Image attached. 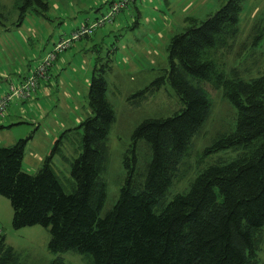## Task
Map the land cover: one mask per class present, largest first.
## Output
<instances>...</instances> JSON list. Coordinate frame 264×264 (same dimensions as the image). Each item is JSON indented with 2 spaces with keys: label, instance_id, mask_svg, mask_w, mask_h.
Here are the masks:
<instances>
[{
  "label": "trees",
  "instance_id": "obj_1",
  "mask_svg": "<svg viewBox=\"0 0 264 264\" xmlns=\"http://www.w3.org/2000/svg\"><path fill=\"white\" fill-rule=\"evenodd\" d=\"M34 1L47 9L44 0ZM113 1L106 2L107 10ZM241 1L225 0L204 19H191L190 25L170 36L168 68L137 93L144 97L167 82L181 107L168 116L144 118L133 128L130 148L122 157L123 182L102 214L107 134L114 120L102 66L92 67L86 93L89 114L73 128L80 130V137L77 154L68 165V191L51 162L72 129L59 133L34 173L21 170L29 134L1 146L0 195L11 207V226L45 227L50 252L73 250L85 255L88 264H260L256 251L258 230L264 224V74L245 80L234 68L224 73L216 66L215 55L228 49L236 37ZM129 2L134 0L126 5ZM204 82L221 89L235 109L233 129L215 138L204 152L226 148H241V152L227 162L207 164L186 189L168 197L180 177L178 164L190 139L209 114ZM138 140L149 151L139 171L134 154ZM0 264H25L2 237ZM48 264L64 262L55 256Z\"/></svg>",
  "mask_w": 264,
  "mask_h": 264
},
{
  "label": "rangeland",
  "instance_id": "obj_2",
  "mask_svg": "<svg viewBox=\"0 0 264 264\" xmlns=\"http://www.w3.org/2000/svg\"><path fill=\"white\" fill-rule=\"evenodd\" d=\"M47 9L34 0H0V73L12 81L36 64L51 49L59 36L67 37L78 25L107 10L108 0H44ZM225 0H134L118 11L113 20L98 26L91 34L76 39L56 54L47 70L46 89L41 84L36 96L22 101L9 100L0 125L23 120V123L0 129V147L10 145L15 134L30 135L24 147L21 170L34 173L48 154L61 131L65 133L52 157L51 166L66 191L69 162L77 154L80 130L74 126L89 114L87 83L92 67L104 68L105 97L113 109L114 120L107 134V163L102 177L105 200L100 214L117 197L125 169L123 154L130 148L133 128L144 118L164 117L177 111L180 101L167 82L144 97L137 91L168 68L166 45L171 35L213 13ZM20 13H23L19 17ZM237 34L228 49L215 53L216 66L224 73L234 68L242 79L264 74V0H242L237 20ZM260 33L256 39L257 33ZM97 58V60H96ZM0 85L4 87L2 77ZM3 84V85H2ZM210 110L199 130L191 137L178 169L180 177L169 189V195L186 189L188 183L207 164L227 162L241 148L204 152L211 142L229 133L235 122V109L221 89L204 82ZM2 91V88H0ZM38 124V127L36 126ZM135 168H144L149 151L143 140L134 147ZM37 155L41 156L36 158ZM0 237L11 246L17 260L25 264H48L60 256L64 264H88L87 257L73 250L52 253L47 249L48 230L40 225L11 226V207L0 195ZM257 258L264 264V224L258 230Z\"/></svg>",
  "mask_w": 264,
  "mask_h": 264
},
{
  "label": "built area",
  "instance_id": "obj_3",
  "mask_svg": "<svg viewBox=\"0 0 264 264\" xmlns=\"http://www.w3.org/2000/svg\"><path fill=\"white\" fill-rule=\"evenodd\" d=\"M128 1L130 0L113 1L109 5L108 10L104 15L84 26H77V28L68 35V37L60 38L59 40H57L54 43L52 49L48 51L42 59H40L32 72L26 76L25 80L17 84H10L5 93L1 95L0 117L3 115V112L6 109V106L10 99L19 98L23 100L29 96L30 92L37 85L38 80L44 78L47 67L50 65L58 52L65 50V48L69 46L71 41L79 39L86 34H90L96 26H100L104 22H110L113 16L118 12V10L124 7Z\"/></svg>",
  "mask_w": 264,
  "mask_h": 264
},
{
  "label": "crops",
  "instance_id": "obj_4",
  "mask_svg": "<svg viewBox=\"0 0 264 264\" xmlns=\"http://www.w3.org/2000/svg\"><path fill=\"white\" fill-rule=\"evenodd\" d=\"M108 1H111V0H108ZM106 5H108V3H106ZM98 15H95L93 18H95V17H97ZM86 21H89V19H85ZM78 24L76 23L75 24V27L77 26ZM28 73V71L27 72H25L18 80H16V81H12V79H11V77H10V75L8 74V73H6V72H3V73H0V77H2L3 79H2V81L4 82L3 84L5 85L4 87H2L1 85H0V88H2V91L0 90V97H1V95L3 94V93H5V91L8 89V86L10 85V84H16V83H18V82H20L22 79H23V77L26 75ZM1 79V78H0ZM48 81H49V78H48V76L46 75V77L44 78V79H41L40 81H39V83H38V85H37V87H36V89H35V91L32 93V96L34 97V96H36V93L38 92V90L40 89V87H41V84L43 85V89H46V85L48 84ZM2 84V85H3ZM31 96V97H32ZM30 97V98H31ZM29 99V98H28ZM27 100V99H26ZM22 101H24V100H22ZM19 122H21V123H23V120H20V121H15V122H12V123H9V126L10 127H12V126H14V125H18L19 124ZM2 125V124H1ZM36 126L38 127V124H36ZM22 135H17V134H15L14 135V137L13 138H17V137H21ZM36 158L38 159V158H40V160H41V156L40 155H37L36 156Z\"/></svg>",
  "mask_w": 264,
  "mask_h": 264
}]
</instances>
